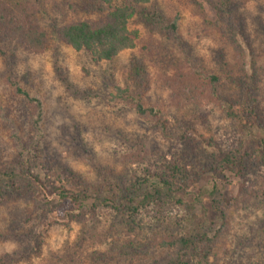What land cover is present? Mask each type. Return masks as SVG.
Returning <instances> with one entry per match:
<instances>
[{
  "label": "rangeland",
  "instance_id": "374dc122",
  "mask_svg": "<svg viewBox=\"0 0 264 264\" xmlns=\"http://www.w3.org/2000/svg\"><path fill=\"white\" fill-rule=\"evenodd\" d=\"M222 1L151 0L146 6L156 5L157 14L175 19L192 61L203 71L218 72V52L228 62L236 59L232 30L221 28ZM233 1L236 18L243 22L239 28L244 36H236L241 67L246 75H253L243 86L256 82L252 96L264 104V0ZM76 17L87 16L80 12ZM230 26L236 30L231 22ZM128 28L137 32L134 46L97 64L85 52L64 44L32 52L0 43L4 51L0 54V168L19 173L23 158L18 139L27 140L32 134L27 127L30 106L10 84L9 69L23 90L41 100L44 110L32 151L35 161L28 162L33 176L29 182L18 179L14 188L5 186L0 197V264H160L172 253L165 244L168 238L193 234L199 226L211 233L218 229L208 197L214 185L231 204L226 208L227 228L220 226L225 230L203 248L208 261L201 264H264L262 176L253 171L242 182L224 172L221 178L208 169L213 149L201 139L185 156L190 162L187 170L194 171L191 183L185 192L175 193L161 215L154 217L144 210L115 212L93 204L90 195L81 212L70 205L69 197H58L59 188L72 190L78 181L85 186L102 179L130 184L135 177L160 172L173 152L185 151L181 142L165 137L151 120L139 116L129 97L117 95V87L136 83L130 75L136 59L145 67L142 104L159 109L173 126L195 120L197 132L205 140L216 139L219 151L235 140L251 151L264 138V131L247 120L244 101L234 102L239 121L224 114L206 79L193 75L167 32L150 29L136 17ZM260 172L264 175L263 167ZM55 201L69 205L51 208Z\"/></svg>",
  "mask_w": 264,
  "mask_h": 264
},
{
  "label": "trees",
  "instance_id": "16d2710c",
  "mask_svg": "<svg viewBox=\"0 0 264 264\" xmlns=\"http://www.w3.org/2000/svg\"><path fill=\"white\" fill-rule=\"evenodd\" d=\"M150 1L0 0V43L8 42L32 52H41L49 46L64 44L75 51L85 52L97 64L101 61H110L120 51L134 46L137 32L129 30L128 24L131 18L136 17L146 27L150 29L158 27L171 36L190 63L193 75L206 79L209 93L217 99L227 117L239 121L240 118L234 112L233 106L236 101H244L248 107L247 120L252 121L264 131V104L259 98L252 96L254 90L257 89V83H251L250 87L243 86L245 79L251 80L253 75H246L242 68L244 65L240 60L242 59L240 58L242 50L236 36H244L243 29L239 28L243 26V22L242 20L238 22L236 18L237 8L235 9L234 1L223 0L219 13L221 14L223 10V19L220 20L222 31H224L223 29L232 30L231 44L236 52V59L234 63L228 62L224 59V54L218 52L216 57V59L218 58L216 63L218 72L203 71L192 61L190 51L177 32L176 20L165 17L162 12L157 14L159 8L156 5H154L155 9L153 7L148 9L146 4ZM80 12L87 17H76ZM230 22L236 30L231 28ZM247 44L249 45L248 42ZM0 54H4L2 49H0ZM132 67L133 71L130 75L136 83L124 89L117 87V95L129 97L132 107L139 116L151 120L165 137H171L173 140L181 142L187 153L185 151L173 152L170 160H166V164L160 165V172L145 173L142 178L135 177L130 184L122 182L118 185L113 184V181L102 179L95 184L85 186L81 181H78L72 190L59 188L58 197H69L70 205L79 208L81 212L85 209L86 199L91 196L93 204L101 203L115 212L144 210L152 213L154 217L161 215L164 211L163 206L171 201L175 193L185 192L191 183L190 176L194 174V171L187 170L186 166L190 162L186 160L185 156L196 143L200 144L199 139L202 144L212 147L213 150L208 156L214 157V160L210 162L208 169L221 175V178L225 177V172L233 174L237 179L245 182L246 174L255 171V173L259 172L258 174L264 180V175L260 172V167L264 168V138L258 140L256 148L251 151L244 149L240 140L232 141L230 148L219 151L220 145L216 139L210 137L205 140L197 132L195 120L187 119L173 126L159 109L150 105L144 106L141 96L144 91L143 71L145 67L138 59L133 61ZM253 68L256 69L255 66ZM12 76V70L9 69L10 84L30 106L31 119L27 118V127L32 134L27 140L18 139L19 154L23 158L20 162L22 166L18 170L19 173L0 168V197L5 195V186L14 188L18 179L29 182L28 177L33 176L28 162L35 157L32 151H35L37 147L44 111L41 100L37 96L29 95ZM197 104L200 103L197 101ZM182 160L184 163H181ZM149 170L151 169L149 168ZM34 177L38 179L36 175ZM248 183L254 186L252 181ZM245 187H242L243 193H247ZM262 191L264 192V190ZM259 194L261 192H256V195ZM208 197L210 208L216 213V219L219 222L218 229L215 228L211 233L208 229L199 226L193 234L180 233L179 236L168 238L165 244L171 248L172 253L166 261L160 264H201L208 261L205 255L208 252L203 248L225 230L220 226L227 228L226 208L231 204V201L228 202L223 192L215 185L209 191ZM224 201L227 203L224 204ZM68 202H52L53 207L51 208L57 209L64 203L69 205ZM48 204L43 203L42 205L48 206ZM247 242L251 243L248 239Z\"/></svg>",
  "mask_w": 264,
  "mask_h": 264
}]
</instances>
